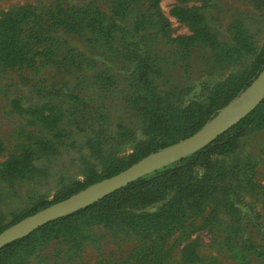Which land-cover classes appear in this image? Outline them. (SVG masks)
Wrapping results in <instances>:
<instances>
[{
    "label": "rangeland",
    "instance_id": "1",
    "mask_svg": "<svg viewBox=\"0 0 264 264\" xmlns=\"http://www.w3.org/2000/svg\"><path fill=\"white\" fill-rule=\"evenodd\" d=\"M174 6L189 18L174 17ZM8 13L24 34L6 30ZM263 60L264 0H160L154 9L147 0H0V229L136 163L155 143L191 136ZM150 85L163 110L175 107L164 116L189 109L153 134ZM188 168L203 204L166 238L75 221L46 228L48 237L0 264H264V104L229 147Z\"/></svg>",
    "mask_w": 264,
    "mask_h": 264
},
{
    "label": "trees",
    "instance_id": "2",
    "mask_svg": "<svg viewBox=\"0 0 264 264\" xmlns=\"http://www.w3.org/2000/svg\"><path fill=\"white\" fill-rule=\"evenodd\" d=\"M147 1L149 3V7H152L153 9L158 7L160 2V0ZM50 7L51 6L47 8ZM51 11L55 12L53 9ZM170 13L174 17L182 21H186L189 18L188 11L182 6L172 7ZM23 22L24 21H22L21 19L14 21L13 15L11 13H8L5 17L4 24L6 30L19 35L22 33L24 34L27 31L22 28L20 30H17L18 27L23 24ZM28 23H30V21H28ZM196 38L200 37H197V35L185 37V39L187 40ZM13 52H15L14 49L9 47L6 49L5 54L7 57L11 58L13 56ZM17 58L24 60L22 53H20ZM262 63L264 64V60ZM262 69L263 68L260 67L253 76L249 77L246 81H244L242 85L223 102L222 106L227 104L229 100L233 96H235L242 87L250 85ZM144 70V74L147 75L149 73V69L145 68ZM144 87H146V83L143 84V88ZM151 87L154 89L153 85ZM154 90L155 92L153 91V95L155 98L159 99V102H156L155 105L151 106V110L153 109V114L158 115V121L155 119H150V124L148 125V128L152 129L151 134L156 132L158 130V127L162 128L168 125L175 124L178 119H182L188 114L189 111V109L180 111V114H177L176 118L170 119L164 116L163 111L166 114L173 115L174 113L172 112V110H174L175 107H169L168 105H166L165 110H163L162 106L164 105L161 101L162 97L159 96L156 89ZM263 104L264 101H262L261 104L258 105L255 110L249 113L236 125L228 129L225 133L219 135L210 145L183 159V161H181L180 163V166L176 165L164 167L163 169L155 171L149 176L140 177L134 180L133 182L129 183L125 187H122L121 189L110 193L109 195L85 208H82L64 217L50 221L49 223L34 230L29 236L17 239L5 245L0 250V258L5 257L8 259H14L18 256V252L22 250L27 240L31 238H37L45 232L47 234L46 237H48L49 229L46 228L51 227L52 225L60 226L65 223L75 221L86 222L90 225L102 224L106 227L116 229L120 232L126 230L136 231V233L141 235V239L152 240L154 242L166 238L175 229L183 227L187 215L200 208L203 204L202 201H200L202 200L201 191L198 193L197 190L199 189L198 184L200 179H197V182H194L192 173H189L190 168L188 167L190 165L195 166V164L200 159L204 158L205 155L209 152L229 147L235 141L237 133L245 129V127L253 120L256 111ZM190 107L197 110V108L201 107V105L192 103ZM202 125L203 123L201 121V123H198L193 126L192 131L189 133V135H192L197 132L202 127ZM184 137L186 136H181L180 138ZM180 138L175 139V137H170V140H173L163 145L155 143V145H153L149 149V151L143 152L141 156L137 158L136 162L139 161L142 157L148 155L150 152L157 150L159 147L173 144L177 142ZM133 163L135 162L114 165L105 172V176L98 178L97 181L103 179L104 177H110L112 175H115L130 167ZM93 182L82 185V187L76 190L75 192L84 189ZM72 193L74 192L65 194L59 197L54 202L42 205L39 208L34 209L30 214L44 209L45 207L55 202L68 198L69 196H71ZM170 194L171 198L169 199V201L159 209L155 211H147L144 209L146 206L152 204L155 201L165 199V197ZM19 220L20 219L16 220L15 222ZM5 228L0 229V232H2Z\"/></svg>",
    "mask_w": 264,
    "mask_h": 264
},
{
    "label": "water",
    "instance_id": "3",
    "mask_svg": "<svg viewBox=\"0 0 264 264\" xmlns=\"http://www.w3.org/2000/svg\"><path fill=\"white\" fill-rule=\"evenodd\" d=\"M263 100L264 68L239 97L222 108L214 118L193 135L149 154L125 170L91 184L70 197L51 204L7 227L0 232V249L52 220L85 208L134 180L204 148L251 113Z\"/></svg>",
    "mask_w": 264,
    "mask_h": 264
}]
</instances>
